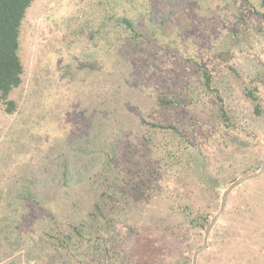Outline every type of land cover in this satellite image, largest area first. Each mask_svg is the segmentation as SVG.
Returning <instances> with one entry per match:
<instances>
[{
    "label": "rangeland",
    "instance_id": "1",
    "mask_svg": "<svg viewBox=\"0 0 264 264\" xmlns=\"http://www.w3.org/2000/svg\"><path fill=\"white\" fill-rule=\"evenodd\" d=\"M19 54L17 109L0 102V264H193L223 192L263 164L264 0H34ZM197 264H264V172Z\"/></svg>",
    "mask_w": 264,
    "mask_h": 264
},
{
    "label": "trees",
    "instance_id": "2",
    "mask_svg": "<svg viewBox=\"0 0 264 264\" xmlns=\"http://www.w3.org/2000/svg\"><path fill=\"white\" fill-rule=\"evenodd\" d=\"M33 1L34 0H0V102L6 105V111L10 114L14 113L17 109V102L12 98L13 91L20 88L24 83L25 67L19 54L20 35L27 12L32 6ZM205 73L208 75L206 71ZM208 82L209 79H207V83ZM221 116L228 118L224 110L221 111ZM183 134L184 133H181V136H183ZM184 144L185 146H182V154H189L187 159L189 164L188 167L190 166L192 168L193 162L196 164L195 160L197 157L194 159L192 157L193 145L189 144L188 141H186V143L184 141ZM131 178L136 180L140 190H144L145 185L143 184L148 182V180L143 174L140 176V174L134 173ZM203 180L207 185H211L214 182V179L209 175L203 177ZM117 190L118 188L116 187L111 188L114 194H116ZM120 191H122V189ZM109 194H111V192ZM103 205L97 203L96 210L99 212L96 213L95 211L91 213L98 222H103L106 219V215L103 213ZM115 216L116 218H121L119 214ZM192 221L195 222L196 225L204 226V224L200 223L197 219H192ZM104 224L100 227L102 231H106L107 229V222ZM76 229L79 231L78 227Z\"/></svg>",
    "mask_w": 264,
    "mask_h": 264
},
{
    "label": "water",
    "instance_id": "3",
    "mask_svg": "<svg viewBox=\"0 0 264 264\" xmlns=\"http://www.w3.org/2000/svg\"><path fill=\"white\" fill-rule=\"evenodd\" d=\"M264 172V160H263V164L261 169L257 172V173H251V174H245L242 175L241 177L237 178L235 181H233L227 188L226 190L223 192L222 194V198H221V205L219 210L217 211V213L211 218L210 222L208 223V225L206 226L205 229V237H204V242L203 244L195 251L194 253V259H193V264H197L198 263V257L200 255V253L205 250L208 247V243H209V238H210V234L212 229L214 228L215 224L217 223L218 219L221 217V215L224 213L227 203H228V199L230 194L240 185H242L243 183H245L246 181L250 180V179H254L259 177L262 173Z\"/></svg>",
    "mask_w": 264,
    "mask_h": 264
}]
</instances>
